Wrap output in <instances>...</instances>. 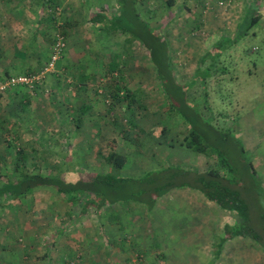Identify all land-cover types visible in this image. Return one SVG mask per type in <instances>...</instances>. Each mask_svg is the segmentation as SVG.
<instances>
[{
    "label": "crops",
    "instance_id": "crops-1",
    "mask_svg": "<svg viewBox=\"0 0 264 264\" xmlns=\"http://www.w3.org/2000/svg\"><path fill=\"white\" fill-rule=\"evenodd\" d=\"M134 2L139 18L144 17L137 8L140 0ZM166 2L176 9L187 4L183 0ZM194 4L197 19L206 21L208 26L213 25L212 29L208 28V35L214 43L211 48L223 41L221 50L215 53L216 58L225 51L224 46L232 45L235 48L239 37H264V0H194ZM200 8L202 11H199ZM119 10L120 0H0V37H17V42H20L16 48L6 47L4 54L0 52L3 55L0 56V67L3 65L0 68V82L12 76L13 72L18 76H38L42 73L52 56L55 37L61 34L59 21H62L61 29L68 38L69 49L59 68L62 70L61 74L48 73L41 83V90L36 93L26 87H17L0 98V128L5 126L7 131L14 134V143L19 146L16 148L25 150L27 160L34 159V156H30L34 151L42 161L53 157L48 153L50 148L53 150V144H56L52 141L51 129L54 130L59 124L62 125L63 135L66 134L70 148L63 157L64 162L73 159L71 150L74 149L78 158L83 159L82 163L103 164L100 158L95 157L94 161L86 159L90 157L93 135L100 133L101 129L106 134L113 131L114 120L111 117L116 116L113 115L116 105L107 106L105 100L108 95L102 94L101 84L105 81V91H115H110L109 82L113 80L112 76L117 73V69L111 71L115 59L110 55L104 56L100 47H95L91 40L93 32L99 36L104 26L94 24L91 18L102 14L107 17L106 22L112 21L119 16ZM57 14H61L60 19ZM255 19L258 22L245 32L243 29L248 24L251 26V21ZM148 22L150 21L146 22L147 25ZM226 23L234 26L229 29ZM147 27L151 28L150 25ZM147 27L143 26L139 30L141 37L150 36ZM112 31L117 33L118 29L112 26ZM258 50L260 47L256 49ZM165 52L169 54L168 51ZM20 55H28L29 61L18 70L16 59ZM99 58H102L101 64L97 63ZM98 66L106 70V76L98 78L94 74V69ZM63 72L68 77L59 80L57 77ZM137 85V88L130 89H144L140 84ZM114 97L123 99L119 92H115ZM145 132L172 136L166 130L157 131L155 126ZM180 135L174 136L178 139ZM113 143L117 152L127 158L126 165L115 170V173L127 172L118 175L128 178H139L158 171L166 166V161H170L172 155H176L175 149L169 150L161 144L157 151L160 161L149 159L144 163V173L134 177L127 176L137 171L135 168H128L135 151L131 147L129 150L127 144ZM125 147L128 152L123 151ZM146 147L150 151L157 149V146ZM110 155L109 150L105 163L107 170L103 172L102 167L98 166L93 172L108 173L110 167L107 159ZM154 155L156 151L148 153L150 158ZM134 157L135 163L139 162ZM8 158L5 151L0 152V181L3 183L9 174L2 172L1 167L7 163ZM187 159L173 158L172 163L185 164L200 173L215 168L209 164L208 156L190 158L195 161L194 164L188 163ZM143 168L142 166V170ZM42 189L45 188L37 189L13 203L0 199V209L5 208L8 215H12L9 221L5 218L7 214L2 218L3 221L0 220V264H264V248L256 247L257 243L253 239L243 236L227 238L226 226H236L243 222L238 214L220 209L194 189L174 188L159 197L152 210L134 203H123L103 207L99 213L94 211L92 214L89 211L76 220L80 216L81 207H73L51 189ZM36 211L50 213L54 218L49 221L39 218L36 223L21 219L22 222L19 221L21 213ZM146 215L153 216L156 220L151 224L149 219H144ZM18 235L22 236L23 244H17L20 237ZM140 255L143 259H138Z\"/></svg>",
    "mask_w": 264,
    "mask_h": 264
},
{
    "label": "rangeland",
    "instance_id": "rangeland-1",
    "mask_svg": "<svg viewBox=\"0 0 264 264\" xmlns=\"http://www.w3.org/2000/svg\"><path fill=\"white\" fill-rule=\"evenodd\" d=\"M166 1L168 0H140L141 3L137 5L140 13L144 14V17L141 16L140 19L145 22L150 21L148 25L151 26V32L156 34L157 40H162L163 48L155 45L152 40L153 38L150 40L148 38L143 39L139 36L137 28H135V33L129 30L123 33L121 28L117 33L114 31L111 32L113 24H103L102 33L97 36L96 32H93L94 36L91 37V40L95 43V47H100L104 56L105 54L107 56L110 55L119 64L117 73L112 76L113 80L108 81L111 84L110 91L111 89L115 91L109 93V91H105L107 82L105 83L104 81L101 84V89H103L102 94L108 95L105 100L107 106L116 105V110L113 111V115L116 116L111 117L114 120L112 124L113 131L106 134L104 133V129H101L99 130L100 133L93 135L90 141L92 143V148L89 150L90 157L86 159L94 161L95 157L100 158L99 160L103 164L95 165L91 163L90 165L82 163L83 159L78 158V154L74 149L71 150L73 162H71L72 160L68 161L66 159L67 162H64L63 157L68 154L70 148L67 145L68 140L66 134L63 135L62 125L59 126L58 124L54 130L51 129V138L56 144L51 143L54 148L53 150L50 148L48 153L53 155V157L42 161L41 157L35 151L31 153L30 156H34V159L27 160L26 165L32 173L47 174L51 171H57L60 175L62 174L67 177L69 182H76L82 171L88 170L93 172L99 166L105 172L107 170V166H105L106 156L109 154L108 143L111 141L118 142L117 144L119 145L127 144L129 150L131 147L135 151L134 156H136L139 162H137L138 164L135 163V157L133 156L128 168H135L134 170L137 171L134 174H127V176L133 175L134 177L136 174L140 175V173H144L146 169L144 163L147 160L151 159L156 161L159 159V152L157 151L161 144H163L161 145L163 147L167 146L169 150L172 148L175 149L176 155H172L171 160L166 161L171 162L170 164H172L173 158L175 160L185 159V161L188 158L187 162L190 164H194L195 162L193 159H190L192 157L203 158L204 156L196 155L193 151L185 149V136L190 132V128L184 123V117L182 115L187 111L185 109L186 107L183 106L182 110L177 106L176 108L172 107V103L170 104L168 99H166V93L163 92V87H166V84L172 85L171 80L173 77L176 84L184 90H187L188 105L190 108H193L195 113L201 115L203 121L197 117H193L198 129L207 131L208 124H210L222 134H229L235 137L239 143L241 142L243 144L244 148L246 147V152L241 154L238 147H232L230 140H225L226 143H222L214 139L212 140L213 145L209 146L211 150L213 148L217 150V147H219L224 152L223 155L225 158L234 166L238 167L235 168L232 165L234 168L232 174L242 173L243 168H245L244 165H246L245 163L252 162L255 170L258 172V180L264 183V37L258 36L255 39L253 37H239V42L235 48L232 45L224 46L223 50L225 51L222 52L220 57L216 58L213 56L209 58L203 67L200 68V61L211 46L214 45L213 39L208 35L209 29H212L213 25L208 26L206 21H199L200 19H197V15L194 13L197 12L195 11L194 0H183L187 4L180 5L177 9L174 6H170ZM199 11H202V8ZM119 14H121V11ZM57 16L60 19L61 14H57ZM122 19L129 28L133 25V22L127 16ZM233 24L235 25V22ZM58 25L60 28L59 31L62 34L58 35L64 38L65 48L63 55L65 56L69 49L67 45L68 38L61 29L63 26L62 21H59ZM226 25L229 29L234 26L229 23H226ZM17 41V37H0V52L4 54L6 52L4 48L6 47L16 48L18 46L17 44H20ZM53 46L54 44H52ZM259 47L260 50L256 51ZM156 51L161 52L159 56L155 55ZM164 51H168L169 54ZM14 55H16V51H14ZM63 55L54 72L50 74L62 73V70L59 68L61 61H65ZM0 56L3 55L0 54ZM28 58V55L22 57L20 55L16 59L18 67H15L21 70V65L28 64ZM100 60L102 58L97 60L98 64H101ZM2 61L6 63L4 60ZM94 71V74L98 78L107 75L106 70H103L101 66H98ZM205 71H208L211 76L203 75L206 73ZM198 72L199 74H197ZM13 73L12 76H18L16 72ZM66 76L68 77L63 72L57 78L61 80ZM189 83L192 85H189ZM137 84L143 86L144 91H132L130 89L137 88ZM39 87L38 90L40 91L42 86ZM172 88L173 86L167 89ZM115 92H119L123 99L114 97ZM32 93H36V91ZM172 108L177 111L172 112ZM190 113L192 114L193 112L190 111ZM152 126H155L157 131L166 130L167 132H171L172 136H169V134L167 136H159V134H156L157 132L154 134L145 132V130H149ZM57 131L60 133H55ZM176 134H181L178 139L174 136ZM5 135L0 132V152H3L5 148L7 149L8 144L12 143ZM12 135L9 134L8 136L12 137ZM63 141L65 144H63ZM41 144H43L42 141ZM15 146L19 147L16 144ZM146 146L150 148L157 146V149L150 151ZM127 147L123 148L124 152H128ZM155 151L156 155L154 157H148L149 152L154 153ZM15 152V149H12V153L5 151V154L9 157L7 163L11 162V164L6 163L1 167V171L9 174L6 177L12 179L13 182L12 172H14L13 170L18 163V157H16ZM44 152L46 151L44 150ZM179 152L181 153L180 155ZM208 162L210 165L217 167L215 157L208 159ZM141 164L144 167L143 170ZM180 165L175 168H186L184 167L185 164ZM169 167L162 166V169ZM241 167L242 169H239ZM186 170H190V168H186ZM121 173L127 172H118V174ZM2 183L3 181H0V186ZM1 201L7 202L8 198L4 200L2 198ZM5 214H7L6 217ZM0 215L1 221H3L2 218L4 217L6 221L12 218V215H8L5 208L0 209ZM39 218L43 221H49L54 216L50 213L42 214L36 211L34 213H21L18 217L20 222L27 221L35 223ZM144 219H149L151 224L156 220L153 216L149 217L147 215ZM23 242L22 236L18 237L17 244H23ZM259 246L260 244H256V247ZM261 246L264 247L263 244ZM2 253L5 255V252Z\"/></svg>",
    "mask_w": 264,
    "mask_h": 264
},
{
    "label": "trees",
    "instance_id": "trees-1",
    "mask_svg": "<svg viewBox=\"0 0 264 264\" xmlns=\"http://www.w3.org/2000/svg\"><path fill=\"white\" fill-rule=\"evenodd\" d=\"M134 5V0H120L119 12L121 11V14L115 19L106 22L107 17L102 14H97L95 17L91 18V21L97 25L105 23L110 25L109 22H111L114 28L118 30L121 28L123 33H126L127 30L135 33V28H137L140 36L139 30L143 26L146 28L148 25L144 20L139 18ZM252 9H254V6ZM126 16L133 22V27L131 26L129 28L122 19ZM257 22L258 19L251 21V26L248 24L243 30L245 32L249 31ZM147 30L150 36H145V38L150 40L153 38V43L163 48L162 40L156 39L157 36L151 32V28L147 27ZM142 38L145 39L144 36H142ZM56 41L57 36L55 37V43ZM224 42L228 43L225 40ZM222 43L223 41H220L216 44V47L211 48L206 53L200 61V68L203 67L204 63L209 58L215 57V53L221 50ZM159 53L161 52L156 51L155 55L159 56ZM152 55L154 56V54ZM118 68L119 65L116 63V60H113L111 71ZM53 72L54 71L51 73ZM205 72L206 73L203 75L211 76L208 71ZM197 74H199V72ZM29 76L34 75L30 74ZM171 82L172 85L166 84V87H163V92L166 93L165 95L168 97L170 104L172 103V107L174 108L177 106L182 110L184 106L186 107L185 109H187V111L182 114L184 123L190 128L189 134L185 136V149L193 151L196 155H204L209 158L215 157L217 160V167L206 173H200L187 166L184 167L190 168V170H186V168L182 169V167L175 168L176 166L178 167V165L166 162V166L174 167L163 168L162 170L160 169L147 173L139 178L122 177L118 176V174L115 175V170L123 168L127 163V158L117 152L116 145L111 142L108 144L111 155L107 159L110 167L107 174L82 171L76 182H69L64 175H60L57 171H51L49 172L50 174L47 175L32 173L26 165L27 153L24 149L17 150L13 138L14 134L10 130L7 131L5 126H2L0 132L6 134V138L12 141L4 151L12 153V149H15L18 163L13 170L14 172H12L14 182L9 177H6V180L0 186V199L8 198L10 201L9 203H13L14 201H18L32 194L37 189L48 188L73 207H81L80 216L76 217V220L87 215L91 210L92 212L96 211L99 213L103 207L123 203H134L152 210L156 200L172 189L190 188L200 192L208 201L216 204L220 209L235 212L242 219L243 222L240 225L226 226L225 232L227 238H234L237 236L249 237L257 244H260V246L261 244L264 245V215L262 216L264 183L258 180V172L255 170L252 162H248V164L244 162L246 165H244L245 168H243V172L232 174L234 170L232 167L233 164L225 158L223 155L224 152L219 149V147H217L218 152L215 148L211 150L209 146L213 145L212 140L215 139L222 143H226L225 140H230L232 147H238L241 154L246 152V147L244 148L243 144L241 142L239 143L235 137L229 134H222L210 124H208L207 131L198 129L193 117L201 119V115L195 113L194 109L190 108L186 103L189 102L187 100V90H184L176 84L173 77ZM189 85L191 84L189 83ZM171 86H173L172 89H167ZM171 111L174 112L177 110L172 108ZM190 111L193 113L191 114ZM201 121L203 120L201 119ZM7 134L13 135L11 137ZM222 146L224 145L222 144ZM234 167L236 168L237 166ZM239 169H242V167ZM139 258L143 259L142 255L138 256V259Z\"/></svg>",
    "mask_w": 264,
    "mask_h": 264
},
{
    "label": "built area",
    "instance_id": "built-area-1",
    "mask_svg": "<svg viewBox=\"0 0 264 264\" xmlns=\"http://www.w3.org/2000/svg\"><path fill=\"white\" fill-rule=\"evenodd\" d=\"M65 48L64 38L60 35L57 36V41L53 48L52 56L44 67L42 73L36 76L19 75L10 76L0 82V98L6 94L12 88L26 87L32 92L37 91L41 86L44 78L48 73H51L56 69L57 63L61 60Z\"/></svg>",
    "mask_w": 264,
    "mask_h": 264
}]
</instances>
